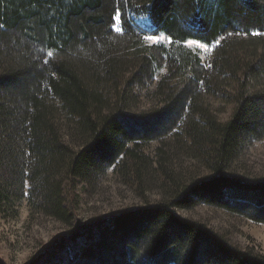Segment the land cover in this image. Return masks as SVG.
Masks as SVG:
<instances>
[{
  "label": "trees",
  "instance_id": "obj_1",
  "mask_svg": "<svg viewBox=\"0 0 264 264\" xmlns=\"http://www.w3.org/2000/svg\"><path fill=\"white\" fill-rule=\"evenodd\" d=\"M263 132L264 0H0V206L19 195L76 231L30 264H264L177 213L264 225V178L231 173ZM110 169L145 205L81 226L79 189Z\"/></svg>",
  "mask_w": 264,
  "mask_h": 264
},
{
  "label": "rangeland",
  "instance_id": "obj_2",
  "mask_svg": "<svg viewBox=\"0 0 264 264\" xmlns=\"http://www.w3.org/2000/svg\"><path fill=\"white\" fill-rule=\"evenodd\" d=\"M157 37L162 38L156 41L147 40V43L170 44L165 36ZM202 45L197 42L187 44L202 57L205 63H208L213 48ZM151 99L142 92L141 108L149 109L154 106ZM213 108L221 121L230 118L231 106L216 104ZM157 147L158 144L152 143L146 148L147 154L151 155L153 160H156ZM180 165V162H175L174 167L178 172L182 171ZM182 166L184 171H187L192 165L190 161H185ZM231 173L249 180L264 178V141L247 149L234 164ZM153 185L155 186L156 183ZM154 186L148 188L146 192L150 203L163 197V193ZM79 187L83 188V185ZM79 191L81 203L78 211L81 226L145 205L132 186L125 184V178L114 174L112 169L99 176L95 184L86 186V189L84 186V189ZM177 213L182 218L197 220L207 225L208 228L226 237L233 246L264 255L263 224H256L246 218L205 204H200L192 210H178ZM75 232L74 228L35 211L25 198L15 196L9 204L0 206V261L3 264H30L32 260L52 248L57 241L68 238Z\"/></svg>",
  "mask_w": 264,
  "mask_h": 264
},
{
  "label": "snow or ice",
  "instance_id": "obj_3",
  "mask_svg": "<svg viewBox=\"0 0 264 264\" xmlns=\"http://www.w3.org/2000/svg\"><path fill=\"white\" fill-rule=\"evenodd\" d=\"M119 17H120V13L117 12L116 16L113 17V19L117 20V23H119V22H120V21H119ZM112 28H113V30L116 31V32H120V31H122V29H121L120 27H117L116 25H112ZM161 38H162V37H157V36H154V35H150V36H146V37H145V39H147V40H153V41H156V40L161 39ZM194 42H195V41H189V43H194ZM202 46H204V45H202ZM47 55H48L49 57H51V56H53V53H52V52H49V53H47Z\"/></svg>",
  "mask_w": 264,
  "mask_h": 264
},
{
  "label": "bare ground",
  "instance_id": "obj_4",
  "mask_svg": "<svg viewBox=\"0 0 264 264\" xmlns=\"http://www.w3.org/2000/svg\"><path fill=\"white\" fill-rule=\"evenodd\" d=\"M123 17V16H122ZM121 18V17H120ZM181 90V89H180ZM177 112V111H176ZM260 133V135H261V132H259ZM264 133V132H263ZM261 137V136H260ZM237 142V141H236ZM228 161V160H227ZM241 179V178H240ZM246 184V183H245Z\"/></svg>",
  "mask_w": 264,
  "mask_h": 264
}]
</instances>
